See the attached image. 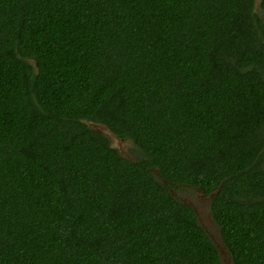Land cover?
I'll list each match as a JSON object with an SVG mask.
<instances>
[{"label":"trees","instance_id":"1","mask_svg":"<svg viewBox=\"0 0 264 264\" xmlns=\"http://www.w3.org/2000/svg\"><path fill=\"white\" fill-rule=\"evenodd\" d=\"M176 187L264 264V0H0V264H224Z\"/></svg>","mask_w":264,"mask_h":264},{"label":"rangeland","instance_id":"2","mask_svg":"<svg viewBox=\"0 0 264 264\" xmlns=\"http://www.w3.org/2000/svg\"><path fill=\"white\" fill-rule=\"evenodd\" d=\"M107 135L110 134L108 133ZM110 141L112 145L116 149H118L122 154H124L128 158H132L129 152V147L131 146L129 142H124L120 139L112 140V137H110ZM171 191L177 197H180L184 202L191 204L195 208L201 224L207 230V232L212 237L216 245L219 247L223 263L231 264L230 255L226 250L222 242L220 232L211 217V213H210L211 198L205 197V195L202 194V192H200L199 190L192 189L189 187H176V188H172Z\"/></svg>","mask_w":264,"mask_h":264},{"label":"water","instance_id":"3","mask_svg":"<svg viewBox=\"0 0 264 264\" xmlns=\"http://www.w3.org/2000/svg\"><path fill=\"white\" fill-rule=\"evenodd\" d=\"M89 126L92 128V129H94V130H97V131H100V132H102V133H104V134H110V135H107L109 138L110 137H112V140L113 139H119V138H117L116 136H115V134L112 132V131H110L106 126H104V125H101V124H99V125H97L96 123H93V122H89ZM99 128V129H98ZM100 128H101V130H100ZM111 145H112V143H111ZM113 146V145H112ZM114 147V146H113ZM215 194V192L213 193V194H211L210 196H205V197H208V198H212V196ZM225 246V245H224ZM226 248V247H225ZM220 255H221V253H220ZM222 258V257H221Z\"/></svg>","mask_w":264,"mask_h":264},{"label":"bare ground","instance_id":"4","mask_svg":"<svg viewBox=\"0 0 264 264\" xmlns=\"http://www.w3.org/2000/svg\"><path fill=\"white\" fill-rule=\"evenodd\" d=\"M97 124V123H96ZM97 125H99V124H97ZM102 125V124H101Z\"/></svg>","mask_w":264,"mask_h":264}]
</instances>
